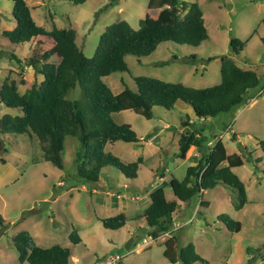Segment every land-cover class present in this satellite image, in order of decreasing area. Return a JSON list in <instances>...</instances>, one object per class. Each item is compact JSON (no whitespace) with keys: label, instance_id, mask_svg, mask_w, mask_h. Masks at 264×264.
Returning <instances> with one entry per match:
<instances>
[{"label":"rangeland","instance_id":"1","mask_svg":"<svg viewBox=\"0 0 264 264\" xmlns=\"http://www.w3.org/2000/svg\"><path fill=\"white\" fill-rule=\"evenodd\" d=\"M25 1L35 22L46 30L53 26L73 28L77 46L85 56L91 57L100 34L108 25L125 20L138 29L140 20L148 13L149 0H85L82 4L68 0ZM179 1L198 3L208 38L196 47L165 41L150 55H127L128 71L114 72L104 77V82L113 93H119L124 87L136 90L133 77L138 75L194 88L210 87L220 82L221 58L226 57L238 67L256 73L258 84L246 92L250 98L208 120L195 117L192 108L183 101H176L170 110L154 106L150 119L132 110L114 113L115 122L131 124L138 141L107 144L105 151L124 162L141 157L142 165L133 179L125 178L111 166L101 169L97 182L81 179L74 160L79 143L74 137H64L63 167L59 169L44 160L41 142L36 136L0 133V215L3 219L0 264H27L18 260L13 246L14 236L24 230L40 247L68 248L69 264H92L106 253L115 252L125 254L118 264H172L163 255L165 242L170 237L174 254L192 244L206 261L193 264H264V156L257 145L264 138V0ZM12 6V0H0V86L4 80H12L19 93H23L42 80L25 65L26 59L51 48L53 41L41 36L14 44L2 36V31L16 24ZM231 37L246 42L239 55L231 52ZM191 55H196V59L192 60ZM58 60L57 55L50 58L53 62ZM78 94L76 88L68 96L72 99ZM18 112L0 104V118L3 114ZM194 127L212 142L220 139L228 154H241L244 163L234 168L233 173L245 186L246 202L237 208V191L218 183L201 194L207 206H199L198 195L188 203H181L173 214L172 228L142 247L143 238L152 229L144 225L138 212L144 202H149L148 193L157 187L164 188L167 200L174 198L168 181L173 177L183 179L187 167L197 162L195 150L185 159L178 152V140L184 128L194 130ZM248 152H251L250 158ZM257 156L261 158L259 163ZM128 185L138 186L139 193L130 197ZM120 202L130 204L127 216L136 218L118 230L105 229L99 219L116 215V204ZM222 215L239 221L240 230H229L219 218ZM73 230L80 237L79 243L69 239Z\"/></svg>","mask_w":264,"mask_h":264},{"label":"trees","instance_id":"2","mask_svg":"<svg viewBox=\"0 0 264 264\" xmlns=\"http://www.w3.org/2000/svg\"><path fill=\"white\" fill-rule=\"evenodd\" d=\"M68 1L82 4L85 0ZM12 2V15L16 24L14 28L2 31V36L14 44L46 36L52 39L53 45L25 61V65L41 76L39 83H33L23 93H19L14 81L6 79L2 82L0 104L19 112L1 116L0 133L36 136L41 142L44 160L59 169L63 167L61 152L64 137L76 138L79 149L74 160L77 175L83 180L97 182L101 169L108 166L115 168L127 179L137 177L142 165L141 157L136 161L124 162L105 151L107 144L138 141L137 134L129 124L114 121V113L132 110L150 119L154 106L170 110L179 100L188 104L198 119L205 120L229 112L242 100H246V92L258 84L254 71L242 69L231 58L226 57L221 58L220 82L210 87L194 88L179 82H166L138 75L133 77L136 90L124 87L119 93H113L104 82V77L114 72L128 71L125 61L127 55H150L165 41L196 47L206 40L208 34L202 11L196 1L186 3L179 0H149L148 13L140 20L138 29L132 28L125 20L108 25L100 34L91 57L85 56L77 46L73 28L53 26L46 30L35 22L25 0ZM245 43L231 37L229 45L232 54L239 55ZM53 55L58 56V62L50 61ZM190 58L195 60L196 55H191ZM76 88L79 89L78 96L69 98V93ZM209 141L198 128L185 129L180 135L179 157L186 158L191 147L203 152L194 165L187 167L183 179L177 180L173 177L169 180L173 199H166L163 187H157L149 193L150 202L143 211V217L147 227L152 229L149 234L152 237L156 238L172 228V215L178 207V201L188 203L198 195L199 206H207L208 202L202 200L201 194L218 183L237 191V208L246 202L245 186L232 171V167L243 165L241 154L227 155L220 139L212 147L208 146ZM257 145L264 156V138L258 140ZM3 151L7 152L6 149ZM247 154L250 158L251 152ZM258 161L257 158L256 162ZM219 218L229 230H240L239 221L226 215ZM2 221L0 215L1 224ZM99 221L105 229L117 230L124 226L126 218L119 213L100 218ZM69 239L75 244L80 242L76 230L71 232ZM13 246L18 252L20 262L69 264L68 248L59 245L40 247L25 230L14 236ZM163 255L172 264L177 261L183 264L206 263L195 252L192 244L181 247L177 255L174 254L171 237L165 242Z\"/></svg>","mask_w":264,"mask_h":264},{"label":"crops","instance_id":"3","mask_svg":"<svg viewBox=\"0 0 264 264\" xmlns=\"http://www.w3.org/2000/svg\"><path fill=\"white\" fill-rule=\"evenodd\" d=\"M250 98V97H249ZM249 98H247V99H249ZM179 101V100H178ZM177 101V102H178ZM176 102V103H177ZM175 103V104H176ZM193 115L195 116V114L193 113ZM196 117V116H195ZM208 119H210V118H207V119H205V120H208ZM199 120H202V119H199ZM190 122H192L193 124H194V120H192V119H190L189 120ZM127 124H129L130 126H131V124L130 123H128L127 122ZM194 128H196V127H194ZM181 132H182V130H180ZM184 131H185V128H184ZM136 133V132H135ZM154 136H156L155 134L154 135H152L151 137H150V139L151 138H153ZM216 141V140H215ZM214 141V142H215ZM214 142H212L211 140L208 142V146L209 147H212L213 146V144H214ZM225 147V146H224ZM193 150H195L196 151V155H195V157L197 158V161H198V159H199V157L202 155V152L203 151H201V150H198L197 148H195V147H191L190 149H189V151L187 152V155H186V157L189 155V153L191 152V151H193ZM225 151H227L226 150V148H225ZM226 154L227 155H230V154H228L227 152H226ZM259 159V161L257 162V163H259L260 162V160H261V158L259 157V156H257L256 157V159ZM185 159V158H184ZM194 165V164H193ZM242 166V165H241ZM106 168V167H105ZM234 168H237V167H232V171H233V169ZM140 170V169H139ZM139 172V171H138ZM138 175V174H137ZM163 179H164V177H163ZM163 183H165V181H163ZM168 183H169V181H168ZM168 183H167V186L169 187V185H168ZM124 186H126V184H124ZM139 187L138 186H136V185H133L132 187H130V185H128V190H127V192H128V194L130 195V197L131 196H134V195H136L137 193H139ZM98 193H100V192H98ZM150 193V192H149ZM149 193H148V195H147V199L149 198ZM117 196H122L120 193H117ZM135 202V204H134V207H137L138 206V204H137V202L136 201H134ZM150 202V201H149ZM149 202H144L143 203V208L142 209H140L141 211H139L138 212V216H140L141 214H142V216L141 217H139L141 220H143L144 221V225H146V222H145V219H144V217H143V211H144V209L148 206V204H149ZM181 203L182 202H180V201H178V207L181 205ZM117 205V214H119V213H122L124 216H125V218H126V221H125V224H124V226H122V227H125V225H126V222L127 221H129V220H131V219H134V218H136V216L135 217H128L127 216V210H128V208H130V204L128 205V203H126V202H120V204H116ZM177 207V208H178ZM175 213V212H174ZM116 214V215H117ZM172 217H173V215H172ZM107 218V217H106ZM146 227H147V225H146ZM148 228V227H147ZM118 230V229H117ZM106 254H108V253H106ZM105 254V255H106ZM70 257H71V254H70ZM72 259H73V257H72Z\"/></svg>","mask_w":264,"mask_h":264},{"label":"built area","instance_id":"4","mask_svg":"<svg viewBox=\"0 0 264 264\" xmlns=\"http://www.w3.org/2000/svg\"><path fill=\"white\" fill-rule=\"evenodd\" d=\"M199 204V201H198ZM154 242V238L151 235H148L147 238H143V245L142 247H146ZM125 254L115 253H108L103 256L101 259L95 261L92 264H118L123 258Z\"/></svg>","mask_w":264,"mask_h":264}]
</instances>
